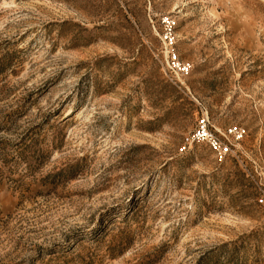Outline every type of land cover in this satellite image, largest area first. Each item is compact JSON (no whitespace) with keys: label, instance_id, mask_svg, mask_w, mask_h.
Listing matches in <instances>:
<instances>
[{"label":"rangeland","instance_id":"obj_1","mask_svg":"<svg viewBox=\"0 0 264 264\" xmlns=\"http://www.w3.org/2000/svg\"><path fill=\"white\" fill-rule=\"evenodd\" d=\"M0 264H264V0H0Z\"/></svg>","mask_w":264,"mask_h":264},{"label":"built area","instance_id":"obj_2","mask_svg":"<svg viewBox=\"0 0 264 264\" xmlns=\"http://www.w3.org/2000/svg\"><path fill=\"white\" fill-rule=\"evenodd\" d=\"M162 35L164 54L166 56V70L173 80L185 79L192 70V64L183 60L177 52V39L175 34L176 20L173 17L162 19ZM246 134L243 127L232 126L223 135H218L212 129L208 113L202 114L197 120L196 127L191 133L186 145L181 148L185 152L196 145H206L213 153L214 157L222 162L233 153V143L240 142Z\"/></svg>","mask_w":264,"mask_h":264}]
</instances>
